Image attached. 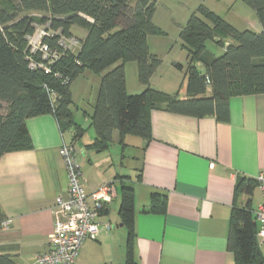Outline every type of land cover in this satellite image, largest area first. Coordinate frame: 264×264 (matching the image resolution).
Returning <instances> with one entry per match:
<instances>
[{"label":"trees","instance_id":"1","mask_svg":"<svg viewBox=\"0 0 264 264\" xmlns=\"http://www.w3.org/2000/svg\"><path fill=\"white\" fill-rule=\"evenodd\" d=\"M242 1L256 11L260 32L239 30L204 4L182 26L180 39L188 63L181 97L179 92L151 85L161 58L151 51L149 39L166 33L154 20L158 0H0V104H6L0 112V158L33 148L27 126L31 117L51 114L63 132L73 129L75 141L83 136L84 128L75 121L70 106L71 85L86 69L101 77L91 115L96 134L92 146L97 148L109 147L115 132L123 138L133 134L150 139L152 109L228 122L233 96L264 93V0ZM38 26L44 33L33 46L30 39ZM73 26L86 29L84 38L72 32ZM209 40L224 49L222 54L208 49ZM130 61L137 63L138 80L144 86L138 93L128 91L126 63ZM116 180L124 182L123 177ZM254 186L242 180L237 191L251 194ZM134 205V189L122 186L127 264H134ZM166 206L164 197L153 194L151 211L163 212ZM4 219L0 206V228ZM258 232L253 210L235 206L229 233L235 264H264ZM0 264L18 263L11 255L0 254Z\"/></svg>","mask_w":264,"mask_h":264},{"label":"crops","instance_id":"2","mask_svg":"<svg viewBox=\"0 0 264 264\" xmlns=\"http://www.w3.org/2000/svg\"><path fill=\"white\" fill-rule=\"evenodd\" d=\"M261 30L262 26L255 29ZM152 38L157 37L151 36L150 44ZM129 66L133 65L126 63V72ZM155 76L153 87H157ZM128 77L127 72L130 93L144 89L139 80L130 82ZM164 85L168 87L164 91H172V85ZM179 94L183 97L185 89ZM150 119V139L133 134L123 138L119 132L113 137L122 150L129 137L140 138L133 142L138 152L133 173L113 167L115 160L110 156L98 159L89 151L82 157L89 194L115 178L123 177L124 185L116 183L117 197L108 211H100L99 220L109 221L112 228L103 229L96 240H86L75 264H127L128 229L120 214L122 186L134 189V264H235L229 248L232 211L235 206L250 207L256 216L263 202L256 176L264 170V93L233 96L228 122L160 109L150 110ZM27 126L33 148L0 158V206L4 218L12 220L8 230L0 228V254L11 255L18 264H39L37 255L51 245L56 199L68 192L60 148L72 142L77 146L79 138L73 139V129L63 132L51 114L31 117ZM95 136L87 148L109 149L92 146ZM242 180L255 185L251 194L237 191ZM256 189L261 200L254 206ZM155 193L166 199L163 212L150 210ZM258 241L264 255V238L258 236Z\"/></svg>","mask_w":264,"mask_h":264},{"label":"rangeland","instance_id":"3","mask_svg":"<svg viewBox=\"0 0 264 264\" xmlns=\"http://www.w3.org/2000/svg\"><path fill=\"white\" fill-rule=\"evenodd\" d=\"M201 4L216 12L239 30H255L261 26L256 11L242 0H158L154 18L163 26L166 33L159 36H152L157 38H152V44H150L151 51L158 54L161 58V65L156 71L155 76L156 89L162 91L168 90L164 82L170 84V86L172 85L173 89H170L172 91L169 92H182L184 89V85L187 82L188 52L180 39V30L186 24L190 15ZM41 29L42 26H38L35 35L30 39L33 46H36L40 41ZM72 32L76 36L84 38L87 31L79 26H73ZM207 47L216 55H220L223 52V48L212 40L207 41ZM127 63L133 65L129 66L127 71L129 81L132 82L134 80V82L138 83L137 63L135 61ZM174 63L183 65V68H178ZM100 81L101 77L99 74L90 69H86L71 85L72 103L70 109L75 121L84 128L83 136L76 142L78 160L81 162L82 157L91 151V154L95 155L98 159H103L105 156L113 157L115 160L113 167H121L125 172L133 173V167L136 161L135 157L138 155L133 142L134 139L140 141V138L129 137V143L125 146L124 150L115 141L111 143L109 149L102 152L90 150L86 146L95 136V130L91 125V115L94 110V100L97 96ZM5 109L6 104H0V112H4ZM259 200H261V194L259 189H256L254 206L257 205Z\"/></svg>","mask_w":264,"mask_h":264},{"label":"built area","instance_id":"4","mask_svg":"<svg viewBox=\"0 0 264 264\" xmlns=\"http://www.w3.org/2000/svg\"><path fill=\"white\" fill-rule=\"evenodd\" d=\"M43 33L41 30V35ZM72 43L76 41L73 39ZM60 155L68 176V192L56 199L51 245L48 251L37 255L36 262L39 264H75L86 240H96L103 229L112 228L109 221L102 222L99 217L100 210L109 207L117 197V181L103 183L89 194L76 147L64 143L60 148ZM256 182L263 196V202L256 212V219L260 224L258 236L264 238V170L258 173ZM11 224V219H4L2 229L8 230Z\"/></svg>","mask_w":264,"mask_h":264}]
</instances>
